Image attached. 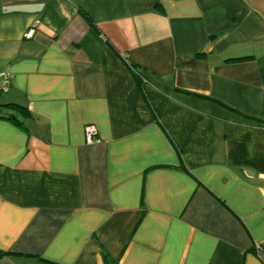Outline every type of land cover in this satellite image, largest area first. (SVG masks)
Returning <instances> with one entry per match:
<instances>
[{
	"label": "crops",
	"instance_id": "crops-1",
	"mask_svg": "<svg viewBox=\"0 0 264 264\" xmlns=\"http://www.w3.org/2000/svg\"><path fill=\"white\" fill-rule=\"evenodd\" d=\"M1 74L0 264H264V0H0Z\"/></svg>",
	"mask_w": 264,
	"mask_h": 264
},
{
	"label": "built area",
	"instance_id": "built-area-1",
	"mask_svg": "<svg viewBox=\"0 0 264 264\" xmlns=\"http://www.w3.org/2000/svg\"><path fill=\"white\" fill-rule=\"evenodd\" d=\"M34 33H35L34 29L31 28L25 33L24 38L27 40L31 39ZM9 85H10L9 75L1 74L0 75V92H6L9 88ZM84 137H85V142L89 145L99 142L97 130L93 126H87L85 128ZM256 248L259 249L260 247L257 245Z\"/></svg>",
	"mask_w": 264,
	"mask_h": 264
},
{
	"label": "trees",
	"instance_id": "trees-1",
	"mask_svg": "<svg viewBox=\"0 0 264 264\" xmlns=\"http://www.w3.org/2000/svg\"><path fill=\"white\" fill-rule=\"evenodd\" d=\"M85 19L88 21L87 17H85ZM131 68H133L135 70V72L137 73L136 71V68L134 66H131ZM138 75V74H136ZM2 92H0L1 94ZM1 111V110H0ZM1 113V112H0ZM0 118H2L1 114H0ZM4 255V253H1L0 252V258ZM103 260L105 261L106 264H114L111 259H109L105 254L103 255Z\"/></svg>",
	"mask_w": 264,
	"mask_h": 264
}]
</instances>
